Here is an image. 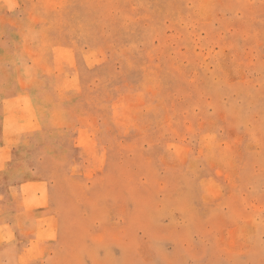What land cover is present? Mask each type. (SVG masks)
<instances>
[{
	"label": "rangeland",
	"instance_id": "obj_1",
	"mask_svg": "<svg viewBox=\"0 0 264 264\" xmlns=\"http://www.w3.org/2000/svg\"><path fill=\"white\" fill-rule=\"evenodd\" d=\"M0 264H264V0H0Z\"/></svg>",
	"mask_w": 264,
	"mask_h": 264
}]
</instances>
